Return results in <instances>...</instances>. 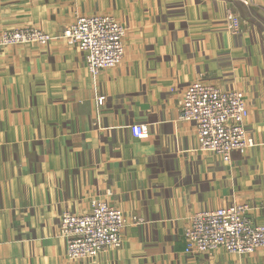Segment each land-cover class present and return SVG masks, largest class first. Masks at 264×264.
Returning <instances> with one entry per match:
<instances>
[{
  "label": "crops",
  "instance_id": "1",
  "mask_svg": "<svg viewBox=\"0 0 264 264\" xmlns=\"http://www.w3.org/2000/svg\"><path fill=\"white\" fill-rule=\"evenodd\" d=\"M78 14L123 24L119 63L93 75L69 38L0 45V264H264V247L189 254L182 237L192 213L231 203L264 225V0H0V31L55 34ZM198 79L243 92L256 146L229 161L198 149L178 117ZM94 198L123 211L122 243L72 260L59 216Z\"/></svg>",
  "mask_w": 264,
  "mask_h": 264
},
{
  "label": "built area",
  "instance_id": "2",
  "mask_svg": "<svg viewBox=\"0 0 264 264\" xmlns=\"http://www.w3.org/2000/svg\"><path fill=\"white\" fill-rule=\"evenodd\" d=\"M238 21L234 13H227V27L233 33L239 29ZM124 34L123 24L110 14H78L55 34L36 27L1 30L0 45L47 44L54 38H69L84 53L87 70L95 75L121 61ZM103 100V95L97 97L99 103ZM247 113L241 90H222L200 79L188 83L178 101V117L196 126L198 149L215 153L225 161L230 160L232 151L243 152L257 145L244 124ZM130 130L135 137L148 134L145 123H133ZM249 209L247 203H231L192 213L182 231L185 252L197 254L219 247L242 255L264 247V225L253 220ZM126 222L120 208L100 198L91 200L88 212H62L58 230L65 239L66 256L93 261L102 250L118 248Z\"/></svg>",
  "mask_w": 264,
  "mask_h": 264
},
{
  "label": "rangeland",
  "instance_id": "3",
  "mask_svg": "<svg viewBox=\"0 0 264 264\" xmlns=\"http://www.w3.org/2000/svg\"><path fill=\"white\" fill-rule=\"evenodd\" d=\"M6 29H10V28H6ZM4 30V29H3ZM1 32V31H0Z\"/></svg>",
  "mask_w": 264,
  "mask_h": 264
},
{
  "label": "bare ground",
  "instance_id": "4",
  "mask_svg": "<svg viewBox=\"0 0 264 264\" xmlns=\"http://www.w3.org/2000/svg\"><path fill=\"white\" fill-rule=\"evenodd\" d=\"M15 44V43H14Z\"/></svg>",
  "mask_w": 264,
  "mask_h": 264
}]
</instances>
